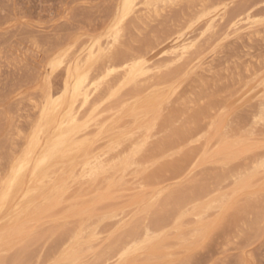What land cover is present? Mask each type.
Returning a JSON list of instances; mask_svg holds the SVG:
<instances>
[{"label": "bare ground", "instance_id": "bare-ground-1", "mask_svg": "<svg viewBox=\"0 0 264 264\" xmlns=\"http://www.w3.org/2000/svg\"><path fill=\"white\" fill-rule=\"evenodd\" d=\"M230 3L229 0H112L107 8L111 10V17L103 36L93 38L90 47H84L85 43L80 46L78 38H75L55 51V59L41 67L40 71L46 74L35 88L42 97L43 105L37 107L42 108L41 117L29 134L19 133L27 142L21 155L9 156L5 167L0 164V264H141L137 258L142 254L147 255L143 263L161 264L172 254H160V251L163 253V243L171 237L160 239L159 232L163 228L157 227L166 225L157 220L155 224H161H157L156 229L153 224V229L151 224L154 222H150L154 218L149 223L146 218L161 202L164 194L162 182L177 181L183 173L168 176L164 181H159L158 176L153 177L152 173L174 155H182L185 149L192 148V151L193 147L201 146L206 151L214 146L213 140H207L208 136L194 138L197 134L189 130L191 128L181 127L185 121L179 123L172 106L177 93L191 77L186 71L187 62L205 50L207 42L217 35L219 25L229 22L235 27L245 19L250 20L256 12L252 10L254 6L264 3V0L248 3L250 5H245V9L241 6L240 12L232 14L226 8ZM192 19L203 21L205 31L196 35L198 26L191 25ZM207 71L214 81L219 80L221 71L212 72L211 68ZM56 73L61 81L58 92L54 94L56 81L52 83V77ZM198 81L197 87L207 85L206 81ZM254 83H258L261 90L264 88V70L254 81L244 83L243 92L247 95L255 92ZM52 124L56 129L50 133L48 127ZM258 124L264 125V114L255 115L251 125L242 128L243 131L235 137L222 133L218 140L214 134L213 138L219 144L216 151L222 153L228 147L237 149L250 140ZM208 151L210 153L211 149ZM197 157L195 155V159ZM9 165V175H3ZM248 175L252 176L251 173ZM26 180L29 185L24 189ZM129 182L134 192L125 200V192L130 191L125 186ZM216 186L211 187L216 189ZM167 190L171 192V188ZM199 194L196 193L199 198L208 196ZM201 199L193 203L187 198L189 201L183 204L181 212L175 209V216L176 210L180 216L188 212L194 226L184 232L182 223L185 221L179 219L172 227L174 232L171 231L175 242L170 240L169 247L175 248L173 245L177 241L178 244H194L192 241L207 234L209 211L219 210L217 207L222 202L215 197L207 202ZM59 208L62 209L61 218L49 219L48 215ZM170 218L175 220L172 216ZM55 223L58 226L56 231L52 228L53 231L51 225ZM119 223L120 229L107 234L108 226ZM70 224L72 227L69 229ZM164 228H168V224ZM46 230L48 234H45ZM168 233L163 236L167 237ZM54 234L58 238L55 236V239ZM53 238L47 251L46 240ZM42 245L46 246L45 249ZM31 246L39 249H36L38 253H31ZM157 249L161 250L157 252ZM45 250L47 256L44 255Z\"/></svg>", "mask_w": 264, "mask_h": 264}, {"label": "rangeland", "instance_id": "rangeland-1", "mask_svg": "<svg viewBox=\"0 0 264 264\" xmlns=\"http://www.w3.org/2000/svg\"><path fill=\"white\" fill-rule=\"evenodd\" d=\"M108 1L105 0V3H103L104 0H0V164H2V167L6 166V161L9 156L13 155L14 157H18L21 155L27 142L24 138H21L19 133L29 134V131H32L41 117L42 108L37 107H42V97L38 91L36 92L35 88L41 83V79L46 74L45 72H41L42 66L49 64L51 60L55 59L57 56L55 51L60 46L73 41L75 38H78L77 42L80 46H83L85 43L84 47H90L93 38L103 36L107 31L109 19L111 17V10L108 11L107 8L112 0ZM254 1L262 0H229L231 3L226 8L229 14H232L238 12V10L240 12L241 6H243L244 9L247 6L249 7ZM248 3L250 4L247 5ZM245 5L247 6L245 7ZM254 8L255 9L252 10H256V12L253 13V17L250 20L245 19L241 23H237L235 27L229 22L219 25L218 33L214 39L211 40L212 42H207L209 45H205V50L203 49L200 55H194L192 60L189 61L190 63L187 62L186 71L189 74L188 77H191L187 80L186 85L179 90L174 100L176 103L174 102L172 108L174 107L177 110L174 108L171 109L174 111V115L179 120V123L183 121L186 122L183 123L186 126L183 125L181 127L191 128L189 130H193L194 133L197 134L194 138H198L200 135L208 136V139H206L210 142L213 140L214 142L212 143L214 146L212 143L210 144V142H208L210 146H213L211 148L209 147L211 149L210 153H208V150H210L208 147L206 150L207 153L201 146H198L199 149L198 147H193L192 151H190L192 148L188 149L189 151L185 149L182 155H174L173 159H169L170 161L168 160L165 165L159 168L160 171L158 168L155 169V171L158 170L152 174L154 175L153 177L158 176L157 178L159 181H164L168 176H175L180 173L183 174H181L177 181L162 182L161 190L164 194L161 197V202L152 209L150 215L146 218L148 222L146 219L145 222L149 223V220L154 218L150 222V224L154 222L151 224L153 229V224H155L157 220L165 224L166 226L164 227H167L168 224V228H164L162 225L158 226L157 224H161L158 222L155 224V229L157 226V229L160 227L163 228L164 230L160 229L159 232L160 239H170L171 237L170 240L172 242V237L174 236L172 227L179 219H181V222L185 221L182 223L185 228H183V226L181 227L183 228L182 231L185 230L184 232L189 230V227L192 228L191 226H194V221L190 218L191 216L188 212H186V214L189 216H186L185 213L181 214V216L179 215L183 204L189 201H186L187 198L191 199L190 202L193 201V203H195L202 198L196 195V193H200L202 194L201 196L208 195L206 199L202 198L206 202L209 201L211 197L213 198L212 200H214L215 197L216 200L221 199L220 201L222 203L219 208L217 207L219 210H214L216 209L214 208L209 211L211 214L209 212L207 213L210 214L209 218L207 214L205 215L204 221L208 218V225L206 223L207 227L209 226L208 232L203 238L192 241L194 244L188 241V244L184 243L185 246L184 244H178L177 241V244L181 245V247L174 243L177 247L173 245L175 248H171V246L169 247L171 243L170 240H165L168 242L162 245L164 249L168 248L164 250L162 246L163 253L160 251V254L165 255L167 253L168 255V253H172L173 255L170 254L168 256L169 258L166 257L167 259L165 258V261H163L164 263L162 262L161 264H264V169H262L264 168V164L262 163L264 161V125H256V129L254 130V134L250 137V140L241 146L239 145L240 147L237 146V149L228 147V150L224 149L222 153H218L216 150L219 144L217 140V142L215 141L216 138L219 140V136L222 133H228L232 137H235L236 134L239 135L243 129H246L245 127L248 128L251 125V121L255 115L264 114V88L261 90L260 87H257L258 83H254L256 86L253 85L256 88L255 92L251 95H247L243 92L244 83L254 81L264 70V3H259L257 6H254ZM74 19L75 21H73ZM67 22L69 24H67ZM191 25L198 26L195 33L196 35L204 32L206 29L205 23L203 21L198 22L197 19H192ZM61 29L64 31L66 30V32ZM45 42L46 44H44ZM33 62H35V64ZM209 64L214 66H209ZM208 68H211L212 72H218L223 69L221 75L218 77V81H214V79L209 76L210 73L207 71ZM224 68L227 69L225 70ZM57 74L58 73L52 77V83L55 81L57 82H55L53 86L55 89L54 94L57 93V90L60 88L59 83L61 78L59 77L60 75L58 74L57 76ZM197 74H199V76ZM198 80L206 81L205 83H207V85L204 87H197ZM177 111L178 113H176ZM218 111H223V114L221 112L220 114ZM180 112H182V114ZM207 113L210 114L206 115ZM183 114L184 117H182ZM210 115H213V117ZM209 116L210 120L208 119ZM60 120L59 118L58 121ZM204 121L207 123H204ZM214 127L219 129V132ZM192 128H195V130ZM55 129L56 126L54 124L48 127L50 133L55 131ZM210 135L212 137H210ZM213 136L214 138L217 137L214 139ZM201 149L202 151L200 152ZM232 151L235 153L234 155ZM214 152L216 154H213ZM211 154L212 156H210ZM195 155L196 157L199 156L195 159ZM209 156L213 160H211ZM2 160L3 163L1 162ZM176 168L178 170H174ZM223 168H225L224 171ZM10 171L11 165L8 166L3 175L5 174L8 176ZM225 172L226 174L228 173L227 176H225ZM246 173H251L253 177ZM244 174L250 177L245 178L246 175ZM242 179L244 180L242 181ZM28 183V180H26L24 189H27ZM130 183L131 182L127 183L129 184L126 185L127 187L125 186V188H128V191L130 189V191L127 192V189H125L124 191L127 193L125 192L124 194V192H122V195H125V198L123 197L125 200L134 192L132 189L133 187H130L132 183ZM222 185L223 189L221 188ZM211 186H216V189ZM242 187H244V189ZM170 188L171 190L169 191L171 192H168L167 189ZM131 189L133 191H131ZM241 189H243V191ZM210 190H212V193ZM159 192L161 193V191ZM226 196H228L227 199ZM13 204L15 205V202ZM175 209L179 210V212L176 210V216H179L177 220L175 219ZM61 211L62 209L60 208L55 210L48 215V218H61ZM170 216L175 220L172 221ZM187 217L189 219H187ZM167 218L171 219H168L172 221L170 224ZM161 219L167 221L163 223ZM59 221L60 220H58V222ZM57 226L58 224L56 223L52 224L51 229L53 228L56 231L55 227ZM70 226L72 227V224L68 226L69 229L71 228ZM118 229H120V223L108 226L107 234L115 232V230ZM166 231L170 232L171 235L168 233V236L164 237L163 235H167ZM171 231H173V234ZM45 232V234H48L47 230ZM55 236L54 234L53 237ZM58 236H60V234ZM49 241L52 243L54 238L52 240H46L48 247H46L47 245L44 243L47 251L50 250L52 245ZM173 242H175V240H173ZM42 246L44 247V245ZM36 249V247L31 246V253H38L37 250L39 249ZM159 250L161 249H157V252ZM44 252V255L47 256L48 253L46 250ZM138 258L137 261L140 260L139 263L141 262L142 264L145 262L147 255L145 256L142 254Z\"/></svg>", "mask_w": 264, "mask_h": 264}]
</instances>
